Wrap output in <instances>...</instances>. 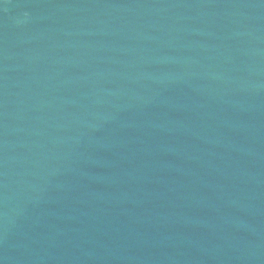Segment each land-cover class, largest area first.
<instances>
[{"label": "water", "instance_id": "water-1", "mask_svg": "<svg viewBox=\"0 0 264 264\" xmlns=\"http://www.w3.org/2000/svg\"><path fill=\"white\" fill-rule=\"evenodd\" d=\"M0 264H264V0H0Z\"/></svg>", "mask_w": 264, "mask_h": 264}]
</instances>
